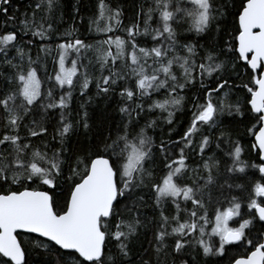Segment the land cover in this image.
<instances>
[{"label":"snow or ice","instance_id":"6c2138e0","mask_svg":"<svg viewBox=\"0 0 264 264\" xmlns=\"http://www.w3.org/2000/svg\"><path fill=\"white\" fill-rule=\"evenodd\" d=\"M187 2L190 7L176 6L175 11H171L169 0H154L155 7H149L146 13L141 8L143 32L139 24L134 23L125 29L127 36L122 38L108 35L121 25L120 8L109 9L106 13L101 0L100 16L94 23L97 32L106 38L95 45L86 44L79 38L57 44L59 70L48 77L54 84L46 95L41 91L37 69L32 67L35 62L29 57L25 70L22 64L14 63L15 57L9 58V51L14 48L23 61L26 53L18 40L29 34L42 41L50 38L53 26L48 23L45 27L44 17L38 23L37 12L51 13L58 6L57 0H39L32 8L31 16L22 14L19 31L13 28L0 35V55L3 57L0 63L15 69L13 75L4 77L12 87L0 98L5 121V130L0 136V264H25V250L17 238L18 230L37 234L33 237L35 247L55 251L61 264H264V200L258 202L256 199L264 197V182H260L264 181V0H239L238 4L236 0L231 3L228 0ZM11 6L12 0H0V15L6 17V25L17 22L15 15L8 14ZM153 12L159 13V26L150 29L148 21L153 19ZM177 13L181 14L180 19H177ZM105 16L108 23L101 28L100 21ZM227 16L234 18V27L230 41H225L222 47H205L199 41L192 42L187 38L181 43L177 28L173 27V23L179 27L186 17L190 22L187 31L202 37L211 32L214 24L219 32V24ZM65 35L71 36V32ZM140 35H151L153 46L141 47L136 40ZM198 48L204 50L199 63L196 60ZM51 50L48 46L40 49L45 53ZM82 50L95 53L100 71V76L95 78L98 94L106 95L115 91L121 81L125 83L119 95L126 103L119 110L128 121L117 125L114 139L110 133L103 140L90 142L87 154H74L62 148L51 157L38 149L28 156L31 142L24 143L19 133L21 122L30 112L38 108L45 112L59 109L62 127L57 134L62 144L72 132L73 125L64 122L71 90L79 84L81 95H84L93 79L88 72L92 61L88 65L80 62ZM69 52H75L78 57L71 61L70 68L66 67ZM222 56L227 59H221ZM238 62H243L249 76L242 85L233 82V74L239 79ZM174 66L180 69L179 75L173 70ZM81 68L83 72H80ZM197 75L200 88L206 92V102L194 104L191 123L178 141L171 140L170 129L169 140L160 142L159 152L164 157L167 171L157 183L153 171L156 164L154 140L146 131L155 127L156 122L148 121L137 131L132 113L139 117L145 111L143 100L164 90L165 98L153 100L147 111L166 112V123L173 124L174 114L185 99L180 92L194 86ZM205 77L213 78L209 82L212 86L205 83ZM131 80H134V87L129 84ZM66 86L68 91L56 100L53 89ZM233 89L246 90L243 104L239 99L229 101ZM214 94L218 97L217 102H213ZM137 100L141 102L136 103ZM225 114L233 120L247 118L252 125L247 131L255 137L251 147L259 159L258 164H246L241 159L240 143L229 140L233 144L228 153L232 164L226 167V172L244 173L246 168L252 167L258 169L260 181L252 187L254 195H249L247 211L242 209L237 196H231L228 208L214 209L213 220L209 211L213 202L209 186L216 183L212 169H218L219 162L210 163L213 157H209L203 164L208 172L204 184L193 181L190 186L184 182V174L188 171L185 148L192 147L193 137L201 126L217 127L216 117ZM43 119L42 116L40 121L34 119L24 126L28 137L46 134ZM80 123L86 132L90 129L87 112ZM224 135L222 131L221 137ZM210 144L211 138L202 136L197 145L199 152L203 154ZM169 145L172 149L183 145L178 159H171ZM66 150L69 155L62 160L60 157ZM33 184L36 186L30 187ZM3 185L8 187L5 189ZM225 185L228 190L242 188L241 184L229 183L226 179L219 184L220 196L225 199ZM146 187L154 193L157 207L170 198L176 208V215L172 217L161 211L160 224L154 235L155 251L148 254L147 259L134 251L139 229L145 227L139 215V208L144 206V197L139 190ZM205 196L208 197L207 204ZM181 200L185 204L190 201L192 205L190 212L183 209L187 214L183 222L180 219ZM215 203H221L219 198ZM229 221L238 226L230 227ZM173 222L175 226H171ZM208 226H211L210 232ZM214 237L218 242L213 240ZM168 238L174 239L173 245L166 243ZM189 248L196 250L191 262L184 259L190 254ZM231 248L243 249V253L229 255Z\"/></svg>","mask_w":264,"mask_h":264},{"label":"trees","instance_id":"16d2710c","mask_svg":"<svg viewBox=\"0 0 264 264\" xmlns=\"http://www.w3.org/2000/svg\"><path fill=\"white\" fill-rule=\"evenodd\" d=\"M39 0H12V6L9 9V15H15L17 17V22L15 25L9 23L5 24L6 17L0 15V35L4 34L7 31L12 30L13 28L16 31H19V19L22 14L27 13L29 16L32 14V8L35 7V4ZM171 7L169 10L175 11L176 6L180 7H190L187 0H169ZM231 3V0H228ZM237 4L239 0H236ZM105 5V12L109 9H115L117 7L121 10L120 21L121 25L114 32L109 33L111 36H120L126 38L127 34L125 29L132 24H139L140 31L144 30V16L141 12L146 13L149 7H155L154 0H103ZM100 4L101 0H57V7L51 13L46 11L37 12V22H41V17H44L45 27L48 23H51L53 26V31L50 35V38L47 40H40L38 37H32L30 34L24 36L22 40H18L17 43L24 47L25 57L21 61L20 57L16 54L15 49L9 51V58L14 59V63L22 64L24 69L28 68V58L30 57L35 63L32 64V67L37 69V75L41 80V91L45 95L47 94L49 88L54 84V81L49 80V76H54L55 71H57L58 61V52L56 45L59 43H66L72 41L76 38L83 40L86 44L95 45L97 41L106 38L102 33L97 32V25L94 21L100 16ZM31 5V7H29ZM181 14L177 13V19H180ZM159 13L153 12V19L148 21L150 29L158 27ZM108 23L107 16L105 19L100 21V27H104ZM189 21L185 17L181 25L177 27L173 23V27L177 28L179 33L178 39L181 43L186 42L185 38L189 41L195 42L199 41L200 44L208 47L210 45H218L222 47L225 41H230L231 32L234 27V18L227 16L222 18V22L219 24L220 31H216V25H213V28L210 33L204 34L202 37L197 36L194 32H188ZM66 32H71V36L65 35ZM32 40L33 43L28 44L27 41ZM139 45L141 47L151 48L153 46V41L151 35L144 36L140 35L136 37ZM44 46L50 47L52 50L48 53L40 51ZM131 51V49H128ZM115 51V49H113ZM203 49L198 48L199 55L196 57L197 63L200 62L201 56L203 55ZM183 54V53H181ZM3 57L0 55V61ZM73 59H78L75 52H69L68 63H71ZM81 64L88 65L89 61H92V64L88 68L90 77H92V83L89 84V88L84 95H81V90L79 84L71 90L72 96L71 100L68 103L67 109L64 110V122L71 123L73 125L72 132L64 140L63 144L61 143L60 137L57 134L58 129L62 127L61 124V113L59 109H49L45 112L43 109H36L30 112L27 116L24 117L21 122L20 136L23 138L24 143L31 142L32 147L28 149V156L31 155L33 150H39L42 153H47L49 157L52 156L53 152H60L62 148L71 150L74 154L84 155L87 154V150L90 142L96 143L99 140H103L112 134V138H115V129L117 125L126 123L128 117L120 112V108L125 105L126 101L123 100L120 95V89L125 86V83L121 81L118 86H116L115 91H110L108 94H98L96 87L95 78L100 76L99 66L95 62V53L91 50L84 51L82 50L79 57ZM221 59H227L226 56H222ZM234 59V58H233ZM151 63V60L148 61ZM239 63V79L236 78V75L233 74V82L236 85H242L246 83L249 79V76L244 68L243 62ZM119 67V64L117 65ZM230 67V65H229ZM177 75L180 73V69L174 66L173 69ZM84 69L81 68L80 72H83ZM15 69L10 68L9 66L0 63V98L11 89V85L7 83L4 77L13 75ZM107 75V72L104 73ZM79 75V73H78ZM212 77H205V83L209 84L212 80ZM129 84L134 87V80L129 81ZM209 86H212L209 84ZM55 99L58 100L59 97L65 94L68 91L67 86L64 89L56 87L53 89ZM246 94L245 89L236 90L233 89L232 94L229 97L230 102H235L237 99L240 100V103H244V95ZM166 92L161 90L159 93H152L151 99L145 98L143 100L145 111L141 113L139 117L136 116L135 112L132 113V121L136 126L138 131L140 127H143L148 121L154 120L156 122L155 127L148 128L147 134L151 136L154 140V156L156 158V164L153 166L154 171V181L159 183L161 178L166 174L167 169L164 168V157L159 152L160 142L163 140L167 142L169 140V131L171 129V140L178 141L186 129L189 127L191 120L193 118L194 104L196 103H205L206 102V92L200 88L199 85V76L197 75V81L194 86H189L180 92V95L184 96L182 107L177 110L173 117V124L169 125L165 121L167 116L166 112H161L159 109H155L151 112L147 111L148 105L152 103L153 100H163L165 98ZM221 96L223 93L220 94ZM218 97L213 95V102H217ZM140 100H137L136 103H140ZM83 105V107H81ZM134 107V105H133ZM88 113V123L90 129L86 132L80 123L83 120L84 113ZM44 117L43 124L46 127V134L40 137H28L27 128L25 125H30L31 122L35 119L40 121L41 117ZM218 121L217 127L209 128L208 126H201L199 131L193 137L192 147L185 148L186 160L185 163L188 166V171L184 174V182L190 186L195 181L197 184H204L208 172L203 168L205 161L209 160V157H213V161L210 163L219 162V168H213L212 174L216 178V183L210 185L211 194L213 197V202L209 207V211L212 214L214 220V209L219 207L221 211L228 208L229 200L231 196H237L241 203L242 209L247 211V203L249 202V195H254L252 193V187L258 181H260V174L258 169L248 167L244 173H227L226 167L232 164V158L228 155L232 151L233 144L229 142H239L242 146L241 159L248 165L258 164L259 159L256 153V150L252 149L251 145L254 143L253 136H251L247 129L252 125L249 123L247 118L241 119L237 117L233 120L232 117L225 115H218L216 117ZM4 113L0 110V136L4 133ZM254 123V122H253ZM224 132L225 135L221 137V132ZM207 135L211 138V144L204 151L203 154L199 152L197 145L199 144L202 136ZM217 137H221L217 140ZM111 142L110 140L108 141ZM219 144V148L217 147ZM2 147V146H0ZM180 145L174 149L169 145L171 152V159H178L180 154ZM64 151L61 155L63 160L69 155L68 151ZM28 156L25 159H28ZM219 172V175H217ZM228 180L229 183L241 184L242 188L233 187L231 190L227 189L225 185V194L227 199L224 196H220L219 193V184H223L225 180ZM264 182V181H260ZM36 185H30V187H35ZM8 185H3V188H7ZM13 187H16L15 185ZM144 197V206L139 208V215L141 221H143L145 227L139 229V235L134 243V251L140 252L144 255V258H148V254H154L155 251V241L154 235L157 231L160 224V213L163 211L165 216L172 217L176 215V208L171 202V199L163 201L160 207H157L155 204L154 193L150 188L146 187L139 190ZM230 191V195L228 192ZM219 198L221 201L220 204H216V199ZM259 201L264 200V197H257ZM205 202L208 203V197L205 196ZM181 203V212L180 219L183 222L187 218V214L183 209L187 208L190 212L192 209L191 202L185 204L182 200ZM238 219V218H234ZM171 226H175L174 222ZM171 230V227L168 229ZM207 231H211V226H208ZM198 235V233H197ZM33 237L35 235L28 233H18V240L22 242V246L25 250V264H61L59 255L55 251H46L44 248L35 247L33 242ZM207 239V237H206ZM41 240H43L41 238ZM213 240L217 241L216 238ZM166 243L169 245L174 244L173 238H168ZM113 247L115 242H112ZM147 250V252H145ZM171 249L169 248V251ZM189 255L184 256V259L192 261L193 257L196 254L195 248H189ZM243 253L242 249L231 248L229 255H238ZM175 255V254H173ZM155 257L153 256V261Z\"/></svg>","mask_w":264,"mask_h":264},{"label":"rangeland","instance_id":"374dc122","mask_svg":"<svg viewBox=\"0 0 264 264\" xmlns=\"http://www.w3.org/2000/svg\"><path fill=\"white\" fill-rule=\"evenodd\" d=\"M68 56H69V55H68ZM58 59H59V57H58ZM66 67H69V68L71 67V63H68V59L66 60ZM58 70H59V66H58V63H57V71H58ZM230 222H231V221H229V226L232 227V226L230 225ZM214 238H215V237H214ZM216 239H217V242H218V238H216Z\"/></svg>","mask_w":264,"mask_h":264},{"label":"water","instance_id":"95a60500","mask_svg":"<svg viewBox=\"0 0 264 264\" xmlns=\"http://www.w3.org/2000/svg\"><path fill=\"white\" fill-rule=\"evenodd\" d=\"M253 140L255 141V137L253 136ZM18 233H24V232H22L21 230H18ZM28 234H32V233H28ZM32 235H37V234H32ZM42 239H44V238H42Z\"/></svg>","mask_w":264,"mask_h":264},{"label":"flooded vegetation","instance_id":"af4514ba","mask_svg":"<svg viewBox=\"0 0 264 264\" xmlns=\"http://www.w3.org/2000/svg\"><path fill=\"white\" fill-rule=\"evenodd\" d=\"M230 225H231L232 227L238 226V225L234 224L233 221L230 222ZM239 250H241V249H239ZM242 251H243V249H242Z\"/></svg>","mask_w":264,"mask_h":264}]
</instances>
